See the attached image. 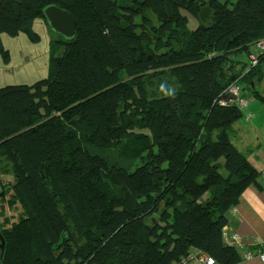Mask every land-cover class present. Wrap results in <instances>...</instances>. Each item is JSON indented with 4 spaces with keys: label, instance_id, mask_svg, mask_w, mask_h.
<instances>
[{
    "label": "trees",
    "instance_id": "1",
    "mask_svg": "<svg viewBox=\"0 0 264 264\" xmlns=\"http://www.w3.org/2000/svg\"><path fill=\"white\" fill-rule=\"evenodd\" d=\"M51 5L75 37L45 79L0 88V218L21 208L0 264H238L225 215L260 174L220 101L237 85L264 105V56L236 61L264 38V0H0V53L2 34L38 42Z\"/></svg>",
    "mask_w": 264,
    "mask_h": 264
},
{
    "label": "crops",
    "instance_id": "2",
    "mask_svg": "<svg viewBox=\"0 0 264 264\" xmlns=\"http://www.w3.org/2000/svg\"><path fill=\"white\" fill-rule=\"evenodd\" d=\"M239 58L237 62H246V56L241 60ZM263 80L264 67L263 79L256 87ZM256 91L259 92L257 88ZM259 93L264 96V93ZM247 100L249 103L243 111V120L234 124L230 135L237 151L246 155L248 162L260 175L257 184L248 187L240 196L238 204L226 213L224 242L231 245L233 236L241 241V247L234 246L240 257L238 264H262L257 254L264 244V105L250 96H247ZM247 253L252 254V257H246Z\"/></svg>",
    "mask_w": 264,
    "mask_h": 264
},
{
    "label": "rangeland",
    "instance_id": "3",
    "mask_svg": "<svg viewBox=\"0 0 264 264\" xmlns=\"http://www.w3.org/2000/svg\"><path fill=\"white\" fill-rule=\"evenodd\" d=\"M206 15L208 18L207 13ZM195 23L192 18L190 27L194 28ZM33 28L39 36L38 42L30 41L23 34L16 37L1 35L2 46L8 55L0 53V88L14 85H32L38 80L45 79L51 53L50 46L53 47V52L57 57L62 53L63 45L56 42V39L60 37L49 29L45 21L36 20ZM239 57V60H241L245 56ZM256 88L259 92L264 93V80ZM12 182L13 179L10 175L0 173V183L8 185ZM2 208L0 223L3 226H5V221L9 220V223H15L20 217L21 208L18 204H14L10 209L6 205H3ZM6 227H8V224Z\"/></svg>",
    "mask_w": 264,
    "mask_h": 264
},
{
    "label": "built area",
    "instance_id": "4",
    "mask_svg": "<svg viewBox=\"0 0 264 264\" xmlns=\"http://www.w3.org/2000/svg\"><path fill=\"white\" fill-rule=\"evenodd\" d=\"M264 56V38L260 39L255 44V53H249L247 55L248 62L250 65L255 66L258 63L259 57ZM233 95L236 97L235 101L226 100V96ZM229 102L235 103L242 111H244L248 106V100L241 98V93L238 88L234 85L228 87V89L224 92V99L220 101V104L225 106ZM232 246L241 247V241L237 236H233L232 241L230 243ZM246 257H252V254L247 253ZM257 258L260 260L262 264H264V244L261 250L257 254ZM182 264H216L215 261L204 254H190Z\"/></svg>",
    "mask_w": 264,
    "mask_h": 264
},
{
    "label": "water",
    "instance_id": "5",
    "mask_svg": "<svg viewBox=\"0 0 264 264\" xmlns=\"http://www.w3.org/2000/svg\"><path fill=\"white\" fill-rule=\"evenodd\" d=\"M42 16L47 22L49 29L54 33L60 35L62 38L71 40L76 35V23L72 15L61 9L59 6H48L42 11ZM226 100L235 101L236 97L233 95L226 96ZM4 239L0 231V249L3 248Z\"/></svg>",
    "mask_w": 264,
    "mask_h": 264
},
{
    "label": "bare ground",
    "instance_id": "6",
    "mask_svg": "<svg viewBox=\"0 0 264 264\" xmlns=\"http://www.w3.org/2000/svg\"><path fill=\"white\" fill-rule=\"evenodd\" d=\"M253 50L255 51V46H254V49ZM258 63H259V60H258ZM244 64L246 65L247 69L254 68L257 65V64L255 66L250 65V63L248 62L247 56H246V62ZM234 86H236L238 88V90H239L240 93L242 92V90H241V88L239 86H237V85H234Z\"/></svg>",
    "mask_w": 264,
    "mask_h": 264
}]
</instances>
